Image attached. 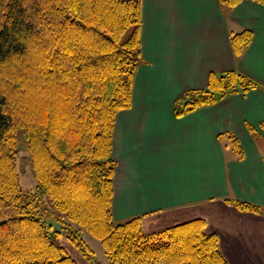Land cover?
<instances>
[{
	"label": "trees",
	"instance_id": "obj_1",
	"mask_svg": "<svg viewBox=\"0 0 264 264\" xmlns=\"http://www.w3.org/2000/svg\"><path fill=\"white\" fill-rule=\"evenodd\" d=\"M241 1L220 0L229 6ZM142 19L143 0H0V264H81L57 243L62 230L51 231L52 223L39 213L44 195L101 239L112 264H229L218 235L205 231L203 219L147 233L139 215L122 222L114 218V127L117 113L132 106ZM253 37L250 29L233 34L234 52L241 54ZM36 38L40 50L33 45ZM35 51L47 66L38 86L53 78L65 89L70 71L99 65L98 73L74 84L66 107L48 109L49 120L23 109L21 102L27 101L18 96V70L31 69L27 55ZM258 86L241 71L212 72L205 88L188 89L175 100L174 113L182 116ZM20 130L38 182L35 191L20 186ZM237 203L264 212L257 204Z\"/></svg>",
	"mask_w": 264,
	"mask_h": 264
},
{
	"label": "crops",
	"instance_id": "obj_2",
	"mask_svg": "<svg viewBox=\"0 0 264 264\" xmlns=\"http://www.w3.org/2000/svg\"><path fill=\"white\" fill-rule=\"evenodd\" d=\"M242 28L254 37L236 59ZM141 43L133 105L114 127L115 218L139 215L147 233L203 219L229 264H264V212L237 203L264 208V4L143 0ZM235 68L260 87L175 115L182 92Z\"/></svg>",
	"mask_w": 264,
	"mask_h": 264
},
{
	"label": "rangeland",
	"instance_id": "obj_3",
	"mask_svg": "<svg viewBox=\"0 0 264 264\" xmlns=\"http://www.w3.org/2000/svg\"><path fill=\"white\" fill-rule=\"evenodd\" d=\"M224 9L226 8H231L233 9L235 6H229L227 4H222ZM143 23V19H142ZM243 29L247 28H242L237 31H231L230 32V44L231 48L233 51V54L235 55L236 59H238L246 50V48L252 43H250L244 50L241 52V54H236L234 52L232 42H231V37L235 33H239L243 31ZM132 32V29L128 32V35ZM39 39L36 38L34 41V47L37 48V50H40V44L38 41ZM253 41V40H252ZM142 44V43H141ZM142 52L143 50L141 49V58H142ZM41 57V58H40ZM28 60H32L33 65L31 69L29 68H19L20 75L19 78L16 80L21 84L22 88L20 91H18V96L25 99L27 102H21L22 103V108L25 109L28 112H33L36 114L37 117L39 118H45L49 120V114L47 113L48 109H50L51 106L56 107L57 109H61L66 107V102L70 101L72 97V93L75 91V85L76 82L79 80V78H87V76L92 75L93 73H98V66L92 67L91 69H88L84 72L82 71H70L69 76L67 77V87L65 89L63 87L58 89L59 83L55 82L53 78L51 80H48V84L38 86L40 83V79L42 77V73H44V69L47 67L43 65V60L45 58L42 56V54L38 53L37 51L31 53L29 52L27 55ZM40 59H43L41 62ZM142 59H140L141 61ZM139 61V62H140ZM28 62V61H24ZM140 65V63H139ZM137 66V69L139 67ZM134 75V85H133V94H134V87H135V76L136 72ZM231 70H236V71H241L240 69H229L226 71H211L216 72V73H224L228 72ZM243 72V71H241ZM245 73V72H243ZM89 74V75H88ZM210 75V74H209ZM248 75V74H247ZM250 76V75H249ZM251 77V76H250ZM253 78V77H252ZM254 79V78H253ZM209 80V76H208ZM255 80V79H254ZM258 83V81H257ZM208 84V81H207ZM206 84V86H207ZM258 87H260V84L258 83ZM74 86V87H73ZM204 87H199V88H191V89H203ZM78 88V87H77ZM77 90V89H76ZM186 89L185 91H187ZM253 90V89H252ZM78 94L81 92L79 89L77 90ZM184 91V92H185ZM184 92H182L177 98H179ZM249 92V91H248ZM236 94H246V93H236ZM233 94V95H236ZM230 95V96H233ZM228 96V97H230ZM227 97V98H228ZM176 98V100H177ZM23 99V100H24ZM226 99V98H225ZM223 99V100H225ZM73 100V99H72ZM221 100V101H223ZM220 102V101H219ZM218 102V103H219ZM133 105V102H132ZM18 152L16 155V163L18 167V173H19V179H20V186L24 191H35L37 189V178L35 175V171L32 165V159L30 155V151L28 148V143L26 136L24 134L23 130H20L18 132ZM73 178V177H72ZM39 213L43 215L44 219L47 220V223H52V230L51 231H61L63 232L64 236L56 238V241L58 244L63 246L67 253H70L79 263L81 264H95V263H100V264H112L110 260L108 259V256L105 252V247L101 241L100 238L96 237L93 235L91 232H89L87 229L75 224V222H72L69 220L67 215L65 213L59 212L55 206L53 205V202L50 200V198L47 195L42 196V205L40 207ZM49 214H52V218L49 219ZM48 216V217H47ZM54 216V218H53ZM115 218V215H114ZM116 219V218H115ZM57 220V222H56ZM118 222H122L120 220H117ZM124 221V220H123ZM79 232V233H78ZM54 233V232H53ZM71 234V235H70ZM78 234L79 236L77 237L78 239L76 240L78 245H75L74 242V236ZM69 236L71 237V241ZM73 238V239H72ZM81 253H83L86 258H84ZM89 260V261H88ZM86 262V263H85ZM95 262V263H94ZM157 264H166L165 261H159Z\"/></svg>",
	"mask_w": 264,
	"mask_h": 264
}]
</instances>
